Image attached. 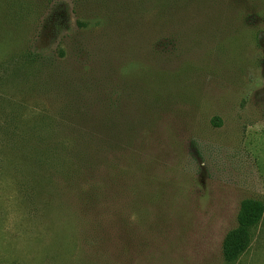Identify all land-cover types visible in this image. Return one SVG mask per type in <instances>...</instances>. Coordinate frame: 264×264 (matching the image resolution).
Returning a JSON list of instances; mask_svg holds the SVG:
<instances>
[{
	"label": "rangeland",
	"instance_id": "1",
	"mask_svg": "<svg viewBox=\"0 0 264 264\" xmlns=\"http://www.w3.org/2000/svg\"><path fill=\"white\" fill-rule=\"evenodd\" d=\"M7 61L0 264H224L264 204V0H0Z\"/></svg>",
	"mask_w": 264,
	"mask_h": 264
},
{
	"label": "trees",
	"instance_id": "2",
	"mask_svg": "<svg viewBox=\"0 0 264 264\" xmlns=\"http://www.w3.org/2000/svg\"><path fill=\"white\" fill-rule=\"evenodd\" d=\"M23 59H28L26 60L27 62L29 60L34 59L33 56L31 57H23ZM26 64V63H25ZM27 65V64H26ZM11 66V62H3L0 64V69L3 70L5 76L7 77L8 74V67ZM23 67V66H19ZM7 71V73H6ZM21 71V68H13L10 72L9 79H15L17 77L16 72ZM5 79V77L3 78ZM2 94H6L5 90L2 91ZM6 97V96H5ZM5 97L3 99V102H5ZM107 110L109 114H111L110 110L106 108H102V111ZM101 111V112H102ZM105 113L102 116L98 117L97 121L102 124V131H103V136L105 139L108 137V131H106V126H108L110 122L111 115ZM12 120L13 123L17 120V116L12 114ZM97 118V117H96ZM12 133V132H11ZM10 133V135H11ZM24 139H28L27 137ZM29 140V139H28ZM30 146H21L18 147L15 145V151L24 159L32 160L30 158V155H33L35 152L34 148H29ZM40 148L36 150L39 151ZM41 152L45 151V149H40ZM73 152V151H72ZM73 157L75 159H78L79 156L76 154H73ZM34 162H36L34 160ZM37 164L41 165V172H45L46 174L51 171L52 172L58 170V166L54 165L53 163L48 162V158H42L41 160L37 161ZM48 164V165H47ZM46 165V166H45ZM57 168V170H56ZM87 163L84 164V167H82V174L85 175L88 171ZM87 169V170H86ZM59 173V171H58ZM49 175L50 182L53 179L54 175ZM48 181V180H47ZM264 214V204L255 199H245L241 201L239 205V209L236 215V227L228 231L222 241L221 245V253H222V258L224 261V264H234L235 261L248 249L251 239H252V229L261 221L262 217Z\"/></svg>",
	"mask_w": 264,
	"mask_h": 264
}]
</instances>
